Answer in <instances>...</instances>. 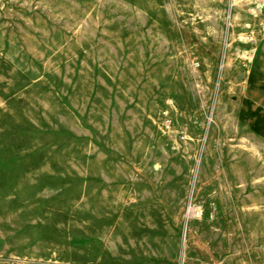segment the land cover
<instances>
[{
	"label": "rangeland",
	"instance_id": "rangeland-1",
	"mask_svg": "<svg viewBox=\"0 0 264 264\" xmlns=\"http://www.w3.org/2000/svg\"><path fill=\"white\" fill-rule=\"evenodd\" d=\"M260 127L264 0H0V264H264Z\"/></svg>",
	"mask_w": 264,
	"mask_h": 264
},
{
	"label": "bare ground",
	"instance_id": "bare-ground-1",
	"mask_svg": "<svg viewBox=\"0 0 264 264\" xmlns=\"http://www.w3.org/2000/svg\"><path fill=\"white\" fill-rule=\"evenodd\" d=\"M232 7V6H231ZM252 71V70H251ZM260 108V107H259ZM258 108V109H259ZM261 129H255L254 134L256 136H254L255 138L259 137V139L263 140L262 142H264V127H260ZM206 177V176H205ZM199 214H201V209H199Z\"/></svg>",
	"mask_w": 264,
	"mask_h": 264
}]
</instances>
